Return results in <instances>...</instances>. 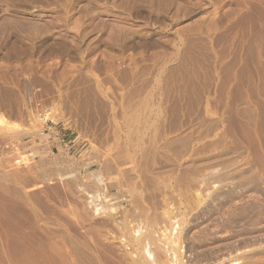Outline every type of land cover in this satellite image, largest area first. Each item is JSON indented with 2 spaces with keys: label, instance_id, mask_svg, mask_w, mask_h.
I'll return each mask as SVG.
<instances>
[{
  "label": "rangeland",
  "instance_id": "obj_1",
  "mask_svg": "<svg viewBox=\"0 0 264 264\" xmlns=\"http://www.w3.org/2000/svg\"><path fill=\"white\" fill-rule=\"evenodd\" d=\"M177 146L261 170L264 0H0V264H192Z\"/></svg>",
  "mask_w": 264,
  "mask_h": 264
},
{
  "label": "bare ground",
  "instance_id": "obj_2",
  "mask_svg": "<svg viewBox=\"0 0 264 264\" xmlns=\"http://www.w3.org/2000/svg\"><path fill=\"white\" fill-rule=\"evenodd\" d=\"M244 110L245 113H241L243 116L244 114L245 116L252 114H250L249 111H246L247 108H245ZM242 115L241 117H243ZM244 118L249 119V116H246ZM252 120L254 119L252 118ZM210 124H208V127H211V125H213ZM151 148L153 150H161L167 153L168 159L165 160L164 163L162 162L158 164L155 162V164L153 162L154 164H150L151 166L149 167V169H147L148 167L146 168V170L148 171V173L146 172L147 175L149 174L153 177L156 176L157 178L160 177L159 175L168 173L171 177V180L176 179L177 181L180 174H190L193 177L192 179H190L191 182L188 180L191 183H188L190 184L189 187L192 188L193 186V190L190 188V190H192L193 192H190V190L188 191V193H192L194 198V203L192 204L194 206L191 209L192 217H190V219L188 218L189 221H191L188 225H186L182 233L184 242L186 243V254L183 255L185 258V263L187 261L189 263L192 262V264H264V150L259 151L261 153L259 154L258 149H261V147H257L256 149L258 153H254L256 155L259 154L258 156H256V158L261 166V170H259V172L261 173L258 174L259 172L257 173L256 166L254 165V162L256 161H254L251 155L252 152L249 150L251 147L177 146ZM131 149L132 152L135 153L137 150H141L142 147H132ZM249 151L251 152V154ZM135 155L137 154L135 153ZM104 168L105 167H103V169ZM168 174L167 176L164 175L165 177H167V179L169 178ZM182 180L185 183V180L187 179L185 178ZM175 183L176 181H173V184ZM177 184L178 182L176 183V185ZM181 187L182 186L180 184V188ZM184 192L185 191H183V193ZM181 193H179V195ZM189 200L190 199H188L187 201ZM116 213H118V211ZM124 216L126 217V214Z\"/></svg>",
  "mask_w": 264,
  "mask_h": 264
}]
</instances>
